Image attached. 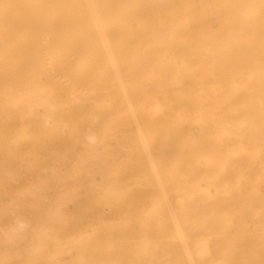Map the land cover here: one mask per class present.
<instances>
[{"label":"bare ground","instance_id":"1","mask_svg":"<svg viewBox=\"0 0 264 264\" xmlns=\"http://www.w3.org/2000/svg\"><path fill=\"white\" fill-rule=\"evenodd\" d=\"M0 264H264V0H0Z\"/></svg>","mask_w":264,"mask_h":264}]
</instances>
